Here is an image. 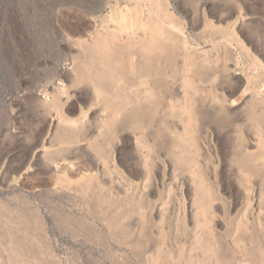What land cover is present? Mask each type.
<instances>
[{
	"label": "rangeland",
	"instance_id": "374dc122",
	"mask_svg": "<svg viewBox=\"0 0 264 264\" xmlns=\"http://www.w3.org/2000/svg\"><path fill=\"white\" fill-rule=\"evenodd\" d=\"M159 1L179 44L198 62L207 57V76L195 81L199 93L189 102L184 80L192 77L183 56L174 57L153 91L163 101L146 128L107 125L113 137L102 160L89 143L101 139L105 111L91 85L75 80V56L103 26L117 27L116 4L135 26L149 1L127 13L125 0H0V207L29 222L47 264H201L202 234L224 264H255L246 251H264L263 176L234 159L256 150L264 161V127L246 116L264 99V0ZM171 102L188 108L190 120L165 116ZM221 106L219 125L210 114ZM57 125L81 131L61 144ZM175 135L192 144L188 169L169 153ZM200 183L205 210L195 201ZM114 214L124 231L109 227Z\"/></svg>",
	"mask_w": 264,
	"mask_h": 264
},
{
	"label": "bare ground",
	"instance_id": "6f19581e",
	"mask_svg": "<svg viewBox=\"0 0 264 264\" xmlns=\"http://www.w3.org/2000/svg\"><path fill=\"white\" fill-rule=\"evenodd\" d=\"M134 1L135 0H125L124 9L127 13H130L132 10L135 11L134 6L139 2L138 0L137 2ZM145 1H149L150 4L149 15L142 18L140 24L135 26L132 25L133 23L130 25V23L134 21L133 19H131L130 23L129 21L127 22L126 18L128 17L124 15L120 5L118 6L116 4L112 8V12L120 16L119 20H117L118 25L116 23L117 27L110 28L108 24H106L107 26L102 25L105 28L97 32L89 43H83L81 45V50L77 51L78 54L75 56V80L84 81L88 83L89 86L91 85L95 104H100V109L105 111L104 115L106 116L102 119L103 122L101 125L103 126L99 134L101 139H95L89 143L90 149L100 156L102 160H104L103 157L107 152L105 146L111 142L110 140L113 137V132L107 125L117 126L124 124L130 126V128L136 132H142L146 128L147 123L150 122L152 116L163 101V99H160L153 91L155 88L163 85V83H166V81L162 79V75L166 73L167 67L173 66L175 61L174 57L177 55L183 56L185 69L190 72V76L192 77L191 80L188 78L184 80L185 98H187L189 102H192V99L199 93V87L195 81L203 80L207 76V65L205 64L207 62V57L203 56L201 62H198L196 59L197 57L192 59L193 55L191 54L193 53L186 49L184 44H179L180 37L178 33L180 32H176L177 29L173 25V18L168 14L166 7L163 5L164 3L159 0ZM136 14L137 13L134 15ZM112 19L111 16L109 20L112 21ZM136 19H138V17ZM167 21L171 23L168 25V23L166 24ZM254 61L253 59V62ZM161 65L162 69L160 68ZM256 66H258V64ZM127 72H130V76L125 74ZM263 73L261 72L258 74L255 77V81L258 80ZM171 75L173 76V74ZM250 79L251 78L248 76L247 82H249ZM82 83L83 82H81V84ZM216 108H214L215 110L210 114V118L220 125L219 122H221V115L223 114L224 108H222V106ZM163 110L165 116L180 118V120L183 121H185V119L190 120L191 118V111L188 108L181 107L174 102H171L169 107L167 109L163 108ZM183 111H185V113L187 112V115L184 114V118L181 116V112L184 113ZM246 116L254 127H264V99L251 102L246 111ZM59 118L62 119L61 117ZM68 122L69 121L65 120V123ZM223 122L221 124H223ZM165 125L166 123H164V126ZM112 128L114 129V127ZM80 131V127L66 129L63 125H57L56 138L61 144L62 142L71 144L75 141ZM237 140H239V138ZM191 145L190 141H187V138L185 139L180 135L173 136L169 153L177 164L176 166L181 168L185 167L187 169L189 166L191 167V164H193L192 162H194L190 155ZM243 145L242 147L245 149ZM235 147L239 148V145ZM237 148L236 151H238ZM239 150H242V148ZM245 151L237 152L234 158L235 163L246 174L263 176L261 180L264 182V161H260L259 159L262 155L259 157V155L255 153L256 150H254V152H249V150L247 152ZM196 186L198 187V185ZM202 186L203 185L200 183L197 189L198 195L195 198L199 210L208 208V198L205 191L202 190ZM87 187H89L88 184L84 182L80 188L87 189ZM87 191H89V189ZM262 195H264V189ZM13 212L4 206L0 207V226L2 225L4 228L2 232L0 231V250L4 252V257L1 258V261L5 260L7 264H47L34 245L37 237L35 238L28 233L31 225L25 218H21L17 213ZM127 212L123 211L122 215H125ZM120 220L121 217L119 214H114L108 221L109 227L115 228L119 226ZM122 226H119V228L121 231H124V226ZM200 240V249L202 250L200 263L205 264L211 261L214 264H224L222 260L214 254L211 239L208 234H202ZM255 248L258 250L257 255L254 248L248 249L246 251L247 255L255 264H261L264 262L263 248H260V245L255 246Z\"/></svg>",
	"mask_w": 264,
	"mask_h": 264
}]
</instances>
